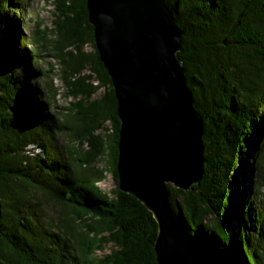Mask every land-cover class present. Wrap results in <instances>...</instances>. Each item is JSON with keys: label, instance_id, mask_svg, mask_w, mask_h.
Instances as JSON below:
<instances>
[{"label": "trees", "instance_id": "trees-1", "mask_svg": "<svg viewBox=\"0 0 264 264\" xmlns=\"http://www.w3.org/2000/svg\"><path fill=\"white\" fill-rule=\"evenodd\" d=\"M164 1L183 31L177 56L205 146L199 184L167 183L174 218L218 264H264V174L231 185L241 169L264 161V0ZM24 4L0 0V264H158L152 212L119 189L118 103L87 0H55V27L38 23L32 41L23 31ZM42 49L54 50L69 95L80 101L51 108L39 82L50 72L38 65ZM60 110L75 112L78 122H64ZM104 153L116 182L112 198L98 186Z\"/></svg>", "mask_w": 264, "mask_h": 264}, {"label": "water", "instance_id": "water-1", "mask_svg": "<svg viewBox=\"0 0 264 264\" xmlns=\"http://www.w3.org/2000/svg\"><path fill=\"white\" fill-rule=\"evenodd\" d=\"M120 121L119 189L158 224V264H218L175 220L167 183L192 190L204 172L203 118L177 56L182 29L164 0H87Z\"/></svg>", "mask_w": 264, "mask_h": 264}, {"label": "rangeland", "instance_id": "rangeland-1", "mask_svg": "<svg viewBox=\"0 0 264 264\" xmlns=\"http://www.w3.org/2000/svg\"><path fill=\"white\" fill-rule=\"evenodd\" d=\"M27 1V2H26ZM24 10L22 12V20L24 21V26H23V31L26 35L25 40L32 41L37 38V33H36V26L38 23L42 25V28L44 26L54 28L55 25L53 21L56 19L55 15L53 12L56 10L55 6V0H24ZM17 10V9H16ZM47 36L49 38L55 39L56 35L55 33H47ZM42 43V39L39 40V44ZM31 46H36V43H31ZM53 49V46H52ZM69 51H76L75 47H70L68 48ZM84 50L86 52H90L92 50V47L90 45H86ZM54 50L51 51H45L42 49L40 51V57L38 58V65L42 69H49L50 72L48 73V77L40 78L39 82L42 84V86H45L46 89H48V100L51 103V108L53 110H59L57 109L56 106H66L69 107L72 102L76 103L80 101L81 98H74L69 95V90L67 86L65 85V81L63 80V70L64 66L62 67L61 63L59 60L54 57L53 55ZM84 73H91V70L87 68ZM97 79H93L90 81V83H96ZM104 92V89L101 88L98 93L94 96L93 99L98 98L102 95ZM55 95V98L52 97V95ZM91 99V100H93ZM89 104L86 101L84 103V106L87 107ZM63 114L60 115V118L68 123H72L73 125L78 122L76 118V114L74 113H69L68 110H60ZM109 123H106L108 125ZM99 135H103L104 130L100 129L97 131ZM57 139L63 143V144H69L70 138L68 137L67 134H59L57 135ZM89 145L85 143L84 149H88ZM262 165H260L261 168L259 169H246L247 167L243 168L236 174V177L234 179V182H231V185L234 186L235 183L237 186L243 187L245 186V183L247 182L246 180L249 177H252L254 181H259L261 179V175L264 174V161L261 162ZM99 169L103 170V178L102 180L98 183L99 188L102 190V193L106 196H109L112 198L114 196L113 190L116 188V182L114 180L113 174L111 170L108 168L110 167L108 163V156L106 153H104L101 156L100 162L97 164ZM171 186H174L173 183H170ZM263 191V190H262ZM179 199L181 200L182 197L180 196ZM260 207V211L263 210V204L258 203ZM48 210L52 214V212L57 213L58 207L54 204L48 205ZM262 213H264L262 211ZM113 245L110 244L106 248L105 251L100 252L101 256H105V254L109 253L113 249Z\"/></svg>", "mask_w": 264, "mask_h": 264}]
</instances>
